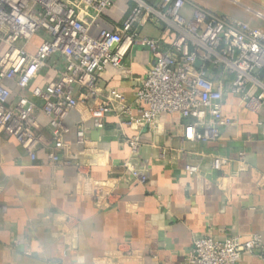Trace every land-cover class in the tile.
<instances>
[{
  "label": "crops",
  "instance_id": "crops-1",
  "mask_svg": "<svg viewBox=\"0 0 264 264\" xmlns=\"http://www.w3.org/2000/svg\"><path fill=\"white\" fill-rule=\"evenodd\" d=\"M209 1L193 3L264 29V0ZM131 5L113 0L99 26H119ZM144 31L172 38L153 25ZM151 63L149 51L135 46L122 66L107 65L98 83L116 87L132 103ZM223 112L236 123L216 140H185L181 115L161 112L151 126L120 128L109 116L103 129H94L85 121L90 140L84 146L75 135L80 113L73 109L65 137L74 157L87 164L81 174L73 164L43 163L42 150L33 161L13 138L0 135V264H181L199 234L244 241L255 233L264 244L258 113L234 93L226 95ZM122 130L140 141L135 160L149 168L144 182L125 165L133 158ZM214 155L223 159L219 169L212 167ZM187 163L198 170L187 171ZM236 264H264V246L243 252Z\"/></svg>",
  "mask_w": 264,
  "mask_h": 264
},
{
  "label": "built area",
  "instance_id": "built-area-1",
  "mask_svg": "<svg viewBox=\"0 0 264 264\" xmlns=\"http://www.w3.org/2000/svg\"><path fill=\"white\" fill-rule=\"evenodd\" d=\"M112 1L0 0V135L13 138L33 161L42 150L43 163L73 164L81 174L87 164L74 157L65 137L71 110L80 113L75 135L84 146L90 140L85 121L94 129H103L109 116L120 128L151 126L161 112H178L185 140L194 143L216 140L236 123L223 112L226 95L234 93L258 113L264 154V29L189 0H131L119 26H99ZM147 24L172 38L146 33ZM135 46L146 48L152 63L131 103L98 79L107 65L122 66ZM120 134L133 158L125 165L146 181L148 166L135 160L138 137ZM222 161L214 155L212 167ZM185 168L195 172L198 165ZM262 246L255 233L244 241L199 234L181 264H236L243 252Z\"/></svg>",
  "mask_w": 264,
  "mask_h": 264
},
{
  "label": "rangeland",
  "instance_id": "rangeland-1",
  "mask_svg": "<svg viewBox=\"0 0 264 264\" xmlns=\"http://www.w3.org/2000/svg\"><path fill=\"white\" fill-rule=\"evenodd\" d=\"M189 1H190V0H189ZM193 1H196V2H198V3H200V4H204V5L210 6V4H208V2L210 3L209 0H192V2H193ZM211 1H213L214 6H218V5L220 4L219 0H211ZM223 1H225V0H223ZM196 2H194V3H196ZM221 2H222V0H221ZM226 2H228V3L231 4L230 1H227V0H226ZM198 3H196V4H198ZM213 4H211V5L213 6Z\"/></svg>",
  "mask_w": 264,
  "mask_h": 264
}]
</instances>
